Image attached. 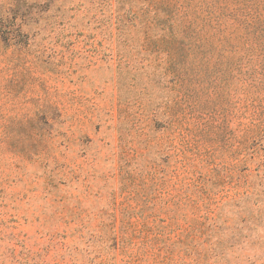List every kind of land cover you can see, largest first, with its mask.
Instances as JSON below:
<instances>
[{
    "label": "rangeland",
    "instance_id": "obj_1",
    "mask_svg": "<svg viewBox=\"0 0 264 264\" xmlns=\"http://www.w3.org/2000/svg\"><path fill=\"white\" fill-rule=\"evenodd\" d=\"M0 264H264V0H0Z\"/></svg>",
    "mask_w": 264,
    "mask_h": 264
}]
</instances>
